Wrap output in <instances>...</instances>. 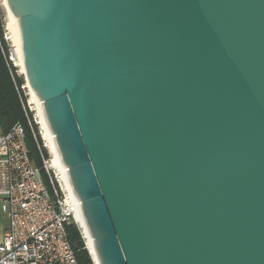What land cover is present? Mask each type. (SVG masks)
Instances as JSON below:
<instances>
[{
	"label": "water",
	"instance_id": "1",
	"mask_svg": "<svg viewBox=\"0 0 264 264\" xmlns=\"http://www.w3.org/2000/svg\"><path fill=\"white\" fill-rule=\"evenodd\" d=\"M5 1L99 264H264V0Z\"/></svg>",
	"mask_w": 264,
	"mask_h": 264
},
{
	"label": "built area",
	"instance_id": "2",
	"mask_svg": "<svg viewBox=\"0 0 264 264\" xmlns=\"http://www.w3.org/2000/svg\"><path fill=\"white\" fill-rule=\"evenodd\" d=\"M11 38L5 32L8 43ZM15 53L9 45L7 61L13 74L26 80ZM27 81L21 86L23 108L49 185L30 158L24 126L16 123L0 135V200L9 218L8 231L0 244V264H78L68 243L66 226L72 223L78 226L91 255L76 221L82 204L69 187L63 166L55 163L46 121L29 94Z\"/></svg>",
	"mask_w": 264,
	"mask_h": 264
},
{
	"label": "trees",
	"instance_id": "3",
	"mask_svg": "<svg viewBox=\"0 0 264 264\" xmlns=\"http://www.w3.org/2000/svg\"><path fill=\"white\" fill-rule=\"evenodd\" d=\"M5 23L0 10V126L3 132H8L13 125L21 123L26 132V142L30 158L41 169L43 180L49 185L47 175L43 170L42 158L32 131L28 125L23 108V78L13 74L14 71L7 61L9 43L5 39ZM68 243L74 250L78 264H94L86 248L80 229L74 223L66 226Z\"/></svg>",
	"mask_w": 264,
	"mask_h": 264
},
{
	"label": "bare ground",
	"instance_id": "4",
	"mask_svg": "<svg viewBox=\"0 0 264 264\" xmlns=\"http://www.w3.org/2000/svg\"><path fill=\"white\" fill-rule=\"evenodd\" d=\"M4 1V5L7 9V12H8V15L10 17V20H11V29H12V32H13V39H14V42L16 44V53L18 58L20 59V67L22 68V72L23 74H26V70H25V65H24V60H23V53H22V43H21V33H20V24H19V19L15 18L12 13L10 12L8 6H7V3L5 0ZM27 87L30 91L29 94H31L32 96V100L36 103L37 105V108L39 110V113L41 114V116L43 117L44 121L46 120L45 118V114H44V108H43V103L42 101L37 97L36 94H34L35 92L33 91L31 85L27 82ZM47 125V124H46ZM48 129V128H47ZM49 133V131H47ZM49 136L51 137L50 139V150L54 153L55 155V163H59L63 166L64 168V172L65 174L67 175L68 177V185L69 187L74 191V188H73V185H72V182H71V179L69 177V171H68V168H66L64 166V164L62 163L61 158H60V155L58 153V150H57V144H56V141H55V136L54 135H50L49 133ZM82 211H80L78 214H76V221L78 223V225L81 227V229L83 230V234L88 242V246H89V249L91 250V255L93 256L94 258V261L96 264H99V259H98V256H97V252H96V249H95V245H94V242L89 231H88V228L86 226V223H85V220H84V216L82 215Z\"/></svg>",
	"mask_w": 264,
	"mask_h": 264
},
{
	"label": "rangeland",
	"instance_id": "5",
	"mask_svg": "<svg viewBox=\"0 0 264 264\" xmlns=\"http://www.w3.org/2000/svg\"><path fill=\"white\" fill-rule=\"evenodd\" d=\"M0 10H1V13L3 15V21L5 23V26L4 27H5V30L7 32V36L8 37L9 36L12 37L10 40H8L9 41V45H10V47L13 50H16V44L14 42L13 32H12V29H11V27H12L11 26V20H10V17L8 15V12H7V9H6L5 5H4V1L3 0H0ZM22 78H23L24 83L26 84V81L27 80H25V77L24 76H22Z\"/></svg>",
	"mask_w": 264,
	"mask_h": 264
},
{
	"label": "crops",
	"instance_id": "6",
	"mask_svg": "<svg viewBox=\"0 0 264 264\" xmlns=\"http://www.w3.org/2000/svg\"><path fill=\"white\" fill-rule=\"evenodd\" d=\"M4 135L3 129L0 126V135ZM2 210V202L0 200V244L5 233L8 231L9 228V218Z\"/></svg>",
	"mask_w": 264,
	"mask_h": 264
}]
</instances>
